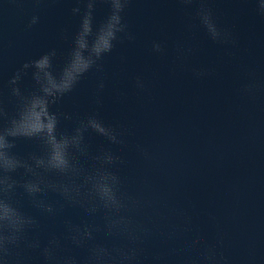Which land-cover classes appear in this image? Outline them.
<instances>
[{
    "label": "water",
    "instance_id": "water-1",
    "mask_svg": "<svg viewBox=\"0 0 264 264\" xmlns=\"http://www.w3.org/2000/svg\"><path fill=\"white\" fill-rule=\"evenodd\" d=\"M75 6L74 0H44L39 6L33 0H0V85L6 100L7 80L24 62L55 47V64L63 65L79 27L80 17L71 12ZM210 6L221 26L237 37L235 48L213 43L201 28L189 30L197 5L184 9L177 0H131L124 18L135 39L117 42L102 60L103 72L87 73L57 106L74 119L99 111L106 123L124 130L127 147H111L126 161L119 169L125 190L155 201L161 213L147 209L138 217L151 218L157 233L146 246L149 264L153 253L182 251L196 234L211 244L222 235L219 250L231 264H264V92L250 99L238 91L249 71L264 84V18L255 14L252 0H210ZM108 11L107 4L98 3L94 24ZM33 15L40 22L29 29ZM154 40L163 42L162 55L152 52ZM178 42L194 49L182 63L176 58ZM200 67L212 74L194 78L192 69ZM136 77L145 81V91L135 87ZM100 78L105 89L98 106L94 94ZM23 84L31 87L30 76ZM63 126L70 129L73 121ZM90 143L94 150L108 146L95 135ZM137 144L153 153L151 162L136 152ZM33 147L20 141L17 151ZM49 199L58 197L50 193ZM25 210L38 216L41 230L35 235L42 242L49 232L63 231V216H40L26 202ZM178 210L191 216V231H183ZM65 215L74 222L103 223L101 215L79 208H68ZM173 226L177 239L159 236ZM29 264H40L38 253H31ZM168 264H175V257Z\"/></svg>",
    "mask_w": 264,
    "mask_h": 264
},
{
    "label": "clouds",
    "instance_id": "clouds-1",
    "mask_svg": "<svg viewBox=\"0 0 264 264\" xmlns=\"http://www.w3.org/2000/svg\"><path fill=\"white\" fill-rule=\"evenodd\" d=\"M44 0H33L39 6ZM71 9L80 17L79 27L72 38V46L65 53L62 66L57 67V48L53 47L37 58L24 62L7 80V100L4 86L0 85V264H29L31 253H38L40 264H149L146 246L157 235L151 218L147 222L138 217L147 209L160 215L155 201L130 195L119 169L124 158L111 146L127 147L124 130L106 123L99 111L75 118L58 110L65 97L75 92L82 78L92 70L103 72V58L111 53L117 42L135 39L125 21L124 13L131 0H74ZM184 9L197 5L195 24L189 30L201 28L215 44L235 48L238 40L233 31L221 26L210 0H177ZM98 3L108 5V14L98 25L94 13ZM253 11L264 18V0H252ZM40 22L33 15L27 28ZM63 37V33H61ZM151 50L163 54L161 41H152ZM176 58L185 61L193 54L192 47L176 44ZM231 54V53H230ZM196 79L212 74L204 67L192 69ZM248 78L239 94L255 99L264 92V84L256 74ZM30 76L31 87H25L24 78ZM135 87L145 91L147 86L136 77ZM104 79L100 78L95 90V104L103 103ZM118 98L120 94H117ZM11 105V108L9 107ZM64 121H73L69 129ZM95 135L107 142V147L93 149L90 139ZM31 142L33 150L17 151L18 142ZM136 152L151 162L153 153L142 144ZM58 197L53 201L49 194ZM25 202L40 216H63V231L49 232L46 242L38 235L41 223L37 215L25 210ZM79 208L89 216L101 215L102 224L92 225L86 220L74 222L65 215L66 209ZM177 214L191 231L192 218L182 210ZM159 236L165 241L178 238L173 226ZM222 235L215 244L202 243L196 234L185 241L182 251L171 248L155 252L151 264H231L230 258L219 249Z\"/></svg>",
    "mask_w": 264,
    "mask_h": 264
}]
</instances>
